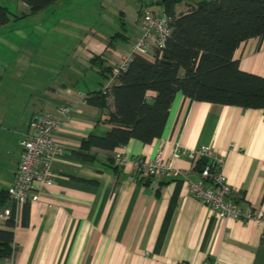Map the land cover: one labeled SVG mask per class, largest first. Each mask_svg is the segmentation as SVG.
<instances>
[{
	"label": "crops",
	"instance_id": "0c3cea01",
	"mask_svg": "<svg viewBox=\"0 0 264 264\" xmlns=\"http://www.w3.org/2000/svg\"><path fill=\"white\" fill-rule=\"evenodd\" d=\"M202 1L209 0H184L176 6L177 15ZM146 5L131 34H114L89 21L68 30L78 64L66 69L57 39L63 25L59 20L48 25V8L32 13L22 0H0L11 13L10 21L0 25V192L14 184L31 119L66 102L75 105L56 131L62 152L52 161L54 183L38 201L19 206L9 198L0 210L14 212L16 222L14 253L0 264H202L216 259L264 264V222L220 219L183 180L140 178L131 163H116L118 156L160 155L193 178L198 167L188 158H175V146L196 150L205 145L224 157L223 173L244 195L241 205L264 212V110L191 101L179 92L162 136L151 143L133 139L112 151L82 150L91 133L105 137L113 129V100L100 109L67 90L86 99L110 91L116 81L106 80L92 59L100 56L106 67L113 66L140 36L138 20ZM73 13L71 8L69 24L76 26L78 14ZM50 53L55 54L51 59ZM234 57L243 71L264 77V37L244 42ZM82 151L94 160L81 158ZM8 219L0 220V229Z\"/></svg>",
	"mask_w": 264,
	"mask_h": 264
},
{
	"label": "trees",
	"instance_id": "16d2710c",
	"mask_svg": "<svg viewBox=\"0 0 264 264\" xmlns=\"http://www.w3.org/2000/svg\"><path fill=\"white\" fill-rule=\"evenodd\" d=\"M32 13L49 8L58 0H22ZM184 0H161L159 5L174 17L172 34L154 61L135 56L109 92L89 94L88 103L100 109L113 100L109 122L113 129L105 137L92 133L82 150L98 147L115 150L136 139L149 144L162 136L170 108L177 93L191 101L246 109L264 110V77L245 72L234 55L252 38L264 37V0H209L189 7L177 15L176 6ZM11 13L0 6V25L10 21ZM100 73L112 79V66L100 56L92 59ZM79 152L89 161L94 157ZM206 160L200 161V169ZM177 196H175L174 201ZM9 199L0 192V210ZM168 218L171 216V209ZM15 213L0 229V260L10 258L14 249Z\"/></svg>",
	"mask_w": 264,
	"mask_h": 264
},
{
	"label": "built area",
	"instance_id": "2783aa9c",
	"mask_svg": "<svg viewBox=\"0 0 264 264\" xmlns=\"http://www.w3.org/2000/svg\"><path fill=\"white\" fill-rule=\"evenodd\" d=\"M140 36L129 45V50L112 66V81L127 70L135 56H141L154 61L157 52H162L172 34L174 17L165 11H158L150 6H143L139 16ZM82 101L87 96L80 92L67 90ZM75 112L73 103H63L55 112H45L31 119L29 130L21 142L22 152L20 163L15 174V181L8 190L9 198L16 205L36 202L40 196L54 183L52 161L61 154L62 150L56 142V131L71 118ZM173 156L185 157L192 160L196 166L201 160L205 164L198 169L193 180L182 170L165 163L160 155L154 159L134 156L126 159L118 156L116 163L123 167L131 163L140 178L183 180L190 194L202 205L209 207L213 214L220 219L243 220L245 222H264V212L247 210L241 205L244 195L235 192L223 173L224 157L208 146L196 150H188L176 145ZM11 215L0 212V220L8 219ZM202 264H222L219 260H205Z\"/></svg>",
	"mask_w": 264,
	"mask_h": 264
},
{
	"label": "rangeland",
	"instance_id": "374dc122",
	"mask_svg": "<svg viewBox=\"0 0 264 264\" xmlns=\"http://www.w3.org/2000/svg\"><path fill=\"white\" fill-rule=\"evenodd\" d=\"M157 1L160 0H60L59 3L61 5H51L48 8V15L50 20H48V25L52 27L56 25L55 22L58 20L61 25H63V31L61 33L62 35L58 36L60 39H57L60 41L65 50L60 54V59L64 60L66 69L70 66H75L78 64L74 62L73 53L69 49L70 42L71 39H73V36L68 32V30H75V28L82 29L84 23L86 21H89L93 25H96L99 28L104 27L105 30L110 31L114 34H123L126 32L128 34H131V29L137 25V18L139 15L140 7L145 3L147 4V6L149 5L153 9L160 11L162 10V6L159 5ZM57 7L59 8V10H57ZM71 8L74 9V15L78 14L76 26L69 24L70 20L68 19V12ZM53 15L56 16L53 18ZM44 18L45 17L43 16V19ZM29 22H31V20L26 21V23ZM18 23L20 24V21H18ZM122 24L124 25L122 26ZM124 26L127 28V31H124ZM133 37L134 36H132L131 38ZM63 40L65 42H63ZM127 50H129V46ZM49 55L50 59L55 56L54 53H50Z\"/></svg>",
	"mask_w": 264,
	"mask_h": 264
},
{
	"label": "water",
	"instance_id": "95a60500",
	"mask_svg": "<svg viewBox=\"0 0 264 264\" xmlns=\"http://www.w3.org/2000/svg\"><path fill=\"white\" fill-rule=\"evenodd\" d=\"M192 179H193V180H195L196 178H195V177H193Z\"/></svg>",
	"mask_w": 264,
	"mask_h": 264
}]
</instances>
